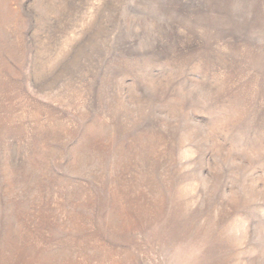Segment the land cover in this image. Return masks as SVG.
Masks as SVG:
<instances>
[{"label":"rangeland","instance_id":"rangeland-1","mask_svg":"<svg viewBox=\"0 0 264 264\" xmlns=\"http://www.w3.org/2000/svg\"><path fill=\"white\" fill-rule=\"evenodd\" d=\"M125 206L141 264H264V0H0V264Z\"/></svg>","mask_w":264,"mask_h":264},{"label":"bare ground","instance_id":"bare-ground-1","mask_svg":"<svg viewBox=\"0 0 264 264\" xmlns=\"http://www.w3.org/2000/svg\"><path fill=\"white\" fill-rule=\"evenodd\" d=\"M144 218L146 217L136 220L133 219L130 214V209L126 206L123 208L112 207L105 219L106 221L104 227L110 231V237L114 238L117 243L107 245L102 239L97 241L94 245L92 254L88 258L89 262L86 264H141L138 257L142 247H140V243L136 242L137 244L133 246L138 251L135 252L134 250L124 246L130 244H125L123 242L131 243L130 237L136 232L160 236L162 228L158 226L154 228L155 225L153 226L149 223V225L147 224V227H143ZM146 220H148V218H146L145 221ZM43 259V264H49L46 260L51 259V257L49 258V254H46Z\"/></svg>","mask_w":264,"mask_h":264}]
</instances>
